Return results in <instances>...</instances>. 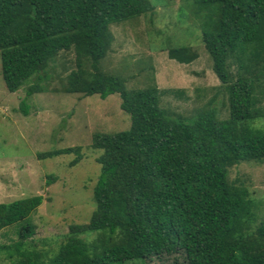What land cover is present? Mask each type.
<instances>
[{
    "label": "trees",
    "instance_id": "trees-1",
    "mask_svg": "<svg viewBox=\"0 0 264 264\" xmlns=\"http://www.w3.org/2000/svg\"><path fill=\"white\" fill-rule=\"evenodd\" d=\"M212 71L225 86L228 118L202 108L191 119L168 115L159 106L160 90H128L124 80L105 73L101 62L111 42V25L153 10L148 0H0V67L5 88H26L27 100L46 93L50 64L73 51L75 69L63 85L66 94H117L130 127L96 134L92 148L100 175L93 189L95 210L84 227L70 230L51 264H115L168 259L183 252L187 264H264V221L247 189L229 179L242 162L264 161V117L255 92L264 80V0H192ZM168 57L190 64L189 47L172 48ZM236 67L235 78L231 69ZM88 67V68H87ZM80 147L40 153V160ZM55 178L49 177L48 185ZM43 198L0 203V232L18 223V241L0 245L11 264H42L45 252L28 251L29 217ZM97 234L89 243L87 236Z\"/></svg>",
    "mask_w": 264,
    "mask_h": 264
},
{
    "label": "rangeland",
    "instance_id": "rangeland-1",
    "mask_svg": "<svg viewBox=\"0 0 264 264\" xmlns=\"http://www.w3.org/2000/svg\"><path fill=\"white\" fill-rule=\"evenodd\" d=\"M153 10L128 22L110 26L112 42L101 62V69L124 80L128 90L155 86L160 90V108L168 115L191 119L202 108L217 111V118H228L225 86L212 71L211 58L201 39L200 21L194 16L192 0H148ZM189 47L197 58L179 64L168 57L172 48ZM88 68V67H87ZM75 69L73 51L61 52L50 64L46 93L27 100L28 116L20 111L26 88L9 93L0 67V203L41 196L43 201L28 222L33 234L24 244L28 251L45 252L42 264H51L70 230L84 227L95 210L93 189L100 175L93 149L96 134H115L130 127V117L121 108L117 94L101 99L97 95L66 94L65 79ZM236 67L230 70L235 78ZM257 109L264 108V80L256 92ZM264 129V117L252 123ZM80 147V161L71 152L40 160L48 151ZM49 177L55 178L47 184ZM229 179L247 189L257 206L255 223L264 221V161L242 162L229 170ZM24 224V223H23ZM15 224L0 232V245L18 241ZM97 234L87 236L92 243ZM153 258L145 264H187L183 252L168 259ZM0 264H11L0 253ZM115 264H144L142 260Z\"/></svg>",
    "mask_w": 264,
    "mask_h": 264
}]
</instances>
